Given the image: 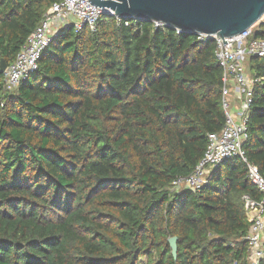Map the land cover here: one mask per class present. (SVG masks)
Listing matches in <instances>:
<instances>
[{"label":"trees","instance_id":"trees-1","mask_svg":"<svg viewBox=\"0 0 264 264\" xmlns=\"http://www.w3.org/2000/svg\"><path fill=\"white\" fill-rule=\"evenodd\" d=\"M55 1L0 0V64ZM214 46L100 14L62 26L13 89L0 70V264H249L241 197L260 193L239 157L195 192L171 187L224 124ZM245 68L260 80L243 151L264 177V58Z\"/></svg>","mask_w":264,"mask_h":264},{"label":"built area","instance_id":"built-area-1","mask_svg":"<svg viewBox=\"0 0 264 264\" xmlns=\"http://www.w3.org/2000/svg\"><path fill=\"white\" fill-rule=\"evenodd\" d=\"M101 11L88 0L53 2L19 49L13 62L4 69L6 88L13 89L36 70L41 51L62 26L72 24L78 30L86 25L93 30ZM250 35L251 28L225 38V44V40L214 38V56L222 69L221 107L225 115L224 124L219 132L207 134L205 150L193 171L186 176L174 178L171 187L176 191L188 189L195 192L206 182L209 169L217 167L226 159L239 157L245 165L246 178L260 193L258 198L250 194H243L241 197L250 224L245 236L248 246L246 259L249 264H258L264 259V177L258 166L245 157L243 144L248 137L247 121L253 87L260 78L247 73L245 60L251 55L264 58V38L250 39ZM197 37L209 38L205 34H197Z\"/></svg>","mask_w":264,"mask_h":264},{"label":"water","instance_id":"water-1","mask_svg":"<svg viewBox=\"0 0 264 264\" xmlns=\"http://www.w3.org/2000/svg\"><path fill=\"white\" fill-rule=\"evenodd\" d=\"M101 14L151 21L191 35L225 40L252 28L264 15V0H88ZM208 38V39H209ZM227 41H223V44ZM6 65L2 61L0 70ZM177 238H168L173 256Z\"/></svg>","mask_w":264,"mask_h":264},{"label":"rangeland","instance_id":"rangeland-1","mask_svg":"<svg viewBox=\"0 0 264 264\" xmlns=\"http://www.w3.org/2000/svg\"><path fill=\"white\" fill-rule=\"evenodd\" d=\"M260 21H264V15H263V17H262V19L260 20ZM247 71V70H246ZM248 73V72H247ZM10 90V89H9Z\"/></svg>","mask_w":264,"mask_h":264}]
</instances>
